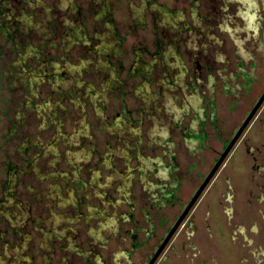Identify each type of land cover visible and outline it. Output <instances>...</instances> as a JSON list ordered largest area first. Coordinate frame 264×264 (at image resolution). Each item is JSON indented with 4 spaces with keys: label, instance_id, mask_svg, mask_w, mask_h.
I'll use <instances>...</instances> for the list:
<instances>
[{
    "label": "rangeland",
    "instance_id": "1",
    "mask_svg": "<svg viewBox=\"0 0 264 264\" xmlns=\"http://www.w3.org/2000/svg\"><path fill=\"white\" fill-rule=\"evenodd\" d=\"M263 85L264 0H0V264H146ZM224 165L154 264H264Z\"/></svg>",
    "mask_w": 264,
    "mask_h": 264
},
{
    "label": "flooded vegetation",
    "instance_id": "2",
    "mask_svg": "<svg viewBox=\"0 0 264 264\" xmlns=\"http://www.w3.org/2000/svg\"><path fill=\"white\" fill-rule=\"evenodd\" d=\"M196 60H197V62H200L199 59L196 58ZM214 62H211V61H207L206 60L205 63H204V65L205 66H208V67H205V68L207 70H210V66ZM249 76H250V74H247V77H249ZM223 80H226V79H223ZM263 94H264V85L262 86L260 92L258 94H256V96L254 97V99L252 100V102L249 104L248 108L242 113V115L240 117V120H238L233 125L231 131L227 132V135H226L225 138H221L220 137L219 117H218V112L215 109L216 106L213 105L210 114L209 115H206L204 117L205 119H208V123H209V125L212 128V134H211L212 139L215 140V141H217V142H220V148L218 150H216L215 158L213 159V163L210 166V169L205 173V176L201 180V183L199 184V186L196 188L195 193L197 192V190L199 189V187L203 183V181L206 178V176L210 173L211 169L213 168V166L215 165V163L217 162V160L223 154V152L226 149V147L228 146V144L232 140H234L236 134L238 133V131L240 130V128L242 127V125L244 124V122L248 118H249V120H248L247 124L245 125V127H244L243 131L241 132V134L237 138H235L236 141L234 142L233 146L231 147V149L229 150V152L225 156L223 162L220 164V166L218 167V169L216 170V172L214 173V175L212 176V178L209 180V182L207 183V185L203 188L202 192L200 193V195L196 199V201L193 204V206L203 196L206 187L208 186V184L210 183V181L213 179V177L216 175V173L219 170H222L225 167L224 164H225L226 160H228L231 157V155H233L236 152L238 154V157L243 156V157L250 158L251 165L249 167L252 170L254 169V172L257 174V176L260 179H262V177L264 176V99L261 102V104L255 109L256 104L258 103V101L260 100V98L263 96ZM205 119L201 120L202 126L204 128L201 127L202 132L199 134L201 136V137L199 136L200 137L199 138L200 142H203V140H207V137H208V130H207V127L205 126V124H207V120H205ZM185 130H186V134H187V132L189 131L188 128H186ZM189 155H190V153H189ZM226 181H228V180H226ZM173 187H175V186H173ZM228 188L231 190V187L228 186ZM263 189H264V186H263ZM165 193L169 194V196H167L169 198V201L168 202L171 203L172 202V199L174 198L173 195L171 193H169V192H165ZM195 193L193 194V196L195 195ZM223 195H224V193H223ZM193 196L191 197V199L193 198ZM191 199L186 203V205L184 206V208L182 209V211L179 213V215L175 219V222L181 216V214L183 213V211L185 210V208L187 207V205L189 204V202L191 201ZM262 200H264V196L261 197V200L260 201H262ZM233 201H234L233 195L230 196V194H228L227 195V198H226V202L231 204ZM193 206L186 213V215L183 218L182 222L186 219L187 215L189 214V212L191 211V209L193 208ZM228 212H229V214L231 216L232 214L230 213V210ZM175 222L173 223V225L175 224ZM173 225L170 226L167 229V234L169 233V231L171 230V228L173 227ZM181 225L182 224H180L179 227ZM179 227L176 229V231L174 232V234L172 235V237L176 234V232L179 229ZM235 235H236V233H233V236H235ZM165 237L161 240L160 243H158L157 245H154L153 246L154 251L151 253L150 257L147 259L146 264H148V262L150 261V259L156 253V251L160 247V245L163 242V240L165 239ZM167 245H168V243H167ZM166 246H165V248H166ZM247 246H250V241H249V243H248ZM134 247L136 248V245L133 244L132 245V248H134ZM165 248H163V250L161 251V254H162V252L164 251ZM161 254H159V256L157 257V259L160 257ZM156 260H155V262H156Z\"/></svg>",
    "mask_w": 264,
    "mask_h": 264
},
{
    "label": "water",
    "instance_id": "3",
    "mask_svg": "<svg viewBox=\"0 0 264 264\" xmlns=\"http://www.w3.org/2000/svg\"><path fill=\"white\" fill-rule=\"evenodd\" d=\"M264 99V94L263 96L260 98V100L258 101V103L256 104L255 109L261 104V102ZM254 109V110H255ZM249 118L244 122V124L242 125V127L240 128V130L238 131V133L236 134L235 138H237L241 132L243 131L245 125L247 124ZM234 138V140H232L228 146L226 147V149L224 150L223 154L220 156V158L217 160V162L215 163V165L213 166V168L211 169L210 173L206 176V178L204 179L203 183L201 184V186L199 187V189L197 190V192L195 193V195L193 196V198L191 199V201L189 202V204L187 205V207L185 208V210L183 211V213L181 214V216L178 218V220L175 222V224L173 225V227L171 228V230L169 231V233L167 234V236L165 237V239L163 240V242L161 243L160 247L158 248V250L156 251V253L153 255V257L150 259V261L148 262V264H153L155 262V260L157 259V257L159 256V254L161 253V251L163 250V248L166 246V244L168 243V241L170 240V238L172 237V235L174 234V232L176 231V229L179 227V225L181 224L183 218L185 217L186 213L189 211V209L193 206V204L195 203L196 199L198 198V196L200 195V193L202 192L203 188L207 185V183L209 182V180L212 178V176L214 175V173L216 172V170L218 169V167L220 166V164L223 162L225 156L227 155V153L229 152V150L231 149V147L233 146L234 142L236 141Z\"/></svg>",
    "mask_w": 264,
    "mask_h": 264
},
{
    "label": "crops",
    "instance_id": "4",
    "mask_svg": "<svg viewBox=\"0 0 264 264\" xmlns=\"http://www.w3.org/2000/svg\"><path fill=\"white\" fill-rule=\"evenodd\" d=\"M243 238H245V236H243ZM243 238H242V239H243ZM244 241H245L247 244L249 243V241H248V240H246V239H245Z\"/></svg>",
    "mask_w": 264,
    "mask_h": 264
}]
</instances>
